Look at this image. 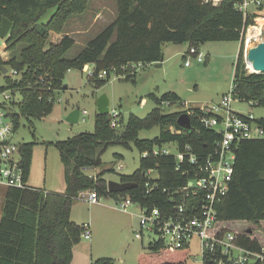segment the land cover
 <instances>
[{"label": "trees", "instance_id": "16d2710c", "mask_svg": "<svg viewBox=\"0 0 264 264\" xmlns=\"http://www.w3.org/2000/svg\"><path fill=\"white\" fill-rule=\"evenodd\" d=\"M87 4L88 0H0V23L3 17L14 23L5 40L6 51L12 53L8 59L0 54V66H10L22 74L19 78L9 75L6 85L0 87V91L21 94L17 104L19 115L15 113L16 131L20 117L42 118L52 112L55 101L50 94L65 88V74L72 67L82 69L86 63H93L97 71L106 70V77L95 76V87L106 84L111 74L124 80L136 79L137 74L131 72L130 65L162 61L166 43L199 46L206 41H237L241 40L246 24L242 13L234 7V0H117L116 18L88 41L76 57L67 59L66 54L76 41L71 35L60 33L68 18L82 13ZM53 10L45 22L44 16ZM54 34L56 40H53ZM235 66L238 97L264 106V72H249L243 60V48ZM170 99L178 101L180 97L175 92L161 98L155 96L157 106L146 117L131 114L124 123L121 116L116 128L111 125L110 113H98L94 132L48 142L58 148L65 165V191L39 187L7 189L0 218V264H70L73 247L83 231L82 225L72 221L71 212L82 192L132 196L151 207L170 203L162 189L182 179L175 171L172 154L142 157L135 174L121 176L122 182H136L134 187L122 192L108 190L104 172L95 176L87 172L103 164L102 154L113 143L128 146L133 141L141 153L170 142L180 148L190 144L199 156L212 151L219 133L204 127L196 114L191 116L192 130L181 128L177 120L183 111L161 110V100ZM259 120L264 125V118ZM154 126H160L158 136L139 138L141 129ZM33 149L34 142L21 146L26 178L30 175ZM236 152L231 188L219 204L218 214L225 220L258 223L264 220V140L243 141ZM150 168H158L161 176L159 188L151 193L147 192L144 176ZM251 234L240 233L238 241L251 250L261 251L263 246ZM149 247L152 251L141 255L139 264H183L188 253V248L174 249L162 241L151 242ZM91 264H113V260L100 258Z\"/></svg>", "mask_w": 264, "mask_h": 264}, {"label": "rangeland", "instance_id": "374dc122", "mask_svg": "<svg viewBox=\"0 0 264 264\" xmlns=\"http://www.w3.org/2000/svg\"><path fill=\"white\" fill-rule=\"evenodd\" d=\"M53 12L54 10L50 11L43 20L48 21ZM116 16L117 0H88L86 9L70 16L60 33L69 34L76 41L74 47L67 52L66 58L76 57L88 41L101 33ZM55 36L54 34L53 40H56ZM7 38H0V50L3 49V44H6ZM260 41L255 40L250 47H243V60L249 72L253 70L249 67L247 53ZM6 46L0 53L4 59H8L12 53L6 51ZM193 46L198 47L205 55L202 61L190 54L189 50ZM193 46L189 43H166L160 66L147 63L133 69L131 72H136V79L124 80L111 74V79L100 87L93 86L96 77L90 78L81 68L72 67L68 70L64 83L67 88L49 93L55 101L52 112L42 118L20 117V127L13 137L17 143L34 142L28 177L30 185L46 190L65 191V165L58 148L48 142L66 140L82 132H94L98 114L97 99L102 94H107L110 110L121 113L124 123L131 114L146 117L157 106L155 96L161 98L169 92L177 93L180 100H161V110L165 113L220 101L224 94L232 90L235 65L242 42L206 41L199 46ZM188 56L190 65L185 64ZM91 67L97 70L96 64L92 63ZM8 68L7 74L0 71V87L5 86L7 77L12 75L11 67ZM21 75L20 72L15 78ZM9 91L12 92L13 100H9L5 106L16 122L15 113H19L17 104L21 100V94ZM126 104H130L129 111L123 109ZM75 108L81 112L86 110L88 113L82 114L78 122L71 123L67 121V116ZM233 108L264 118V106L253 105L247 101H234ZM159 134L160 126H154L151 129H141L139 138H155ZM141 158L142 153L135 142L130 141L128 146L113 143L102 154L103 164L88 169L87 172L94 176L104 172L107 181H121L122 175H133L138 171ZM120 165L123 167H119ZM7 189L8 187H0V218ZM123 198L122 195L100 196L99 201L94 203L79 196L74 201L72 221L79 225L89 223L92 235L89 239L80 237V241L73 247V259L70 264H91L100 258H111L113 264H139L140 256L152 251L149 242L151 237L155 238L154 235L150 236L145 230L144 240L135 237V230L140 226V208L131 206L126 212L119 209L117 202ZM235 226L242 232L252 229V237L264 246V220L258 223L237 220ZM202 255L200 245L194 240L183 264H204Z\"/></svg>", "mask_w": 264, "mask_h": 264}, {"label": "built area", "instance_id": "2783aa9c", "mask_svg": "<svg viewBox=\"0 0 264 264\" xmlns=\"http://www.w3.org/2000/svg\"><path fill=\"white\" fill-rule=\"evenodd\" d=\"M234 7L244 17L246 24L242 30L241 42L242 48H248L253 41L263 39L264 0H234ZM248 20L251 21L248 23ZM189 52L200 61L205 58L198 47H191ZM185 64H191L190 56ZM130 66L135 69L142 64L132 63ZM11 71L12 76L18 74L17 70ZM82 72L87 73L90 78L107 76L106 70L97 71L91 67V63H86ZM12 96L9 90L0 91V187L31 188L34 186L26 178L21 151L23 143L13 140L16 122L5 106ZM234 101L242 100L236 94L233 83L232 90L224 94L220 101L182 110L190 117L196 114L204 127L219 133L214 149L208 154L199 156L190 144L180 148L174 142L142 151L144 158L172 154L175 158V171L182 179L174 180L170 186L162 189L171 200L164 207H151L132 196L117 202L119 209L125 212L131 206L140 208V226L135 230L137 239L144 240V231L147 230L150 236L155 237H151L149 243L162 241L174 249H189L196 240L202 250L204 264H264V246L261 251H255L242 245L238 237L243 232L235 226L237 220H225L218 214V206L231 188L238 147L246 140H264V125L260 118L253 113L235 110ZM87 113L84 110L80 117ZM109 113L111 125L118 127L121 113L116 110H110ZM144 176L147 192L151 193L159 188L158 180L161 176L158 168L146 170ZM79 196L94 203L100 197L97 191L91 190L82 192ZM82 229V236L89 239L92 235L90 224H82Z\"/></svg>", "mask_w": 264, "mask_h": 264}, {"label": "water", "instance_id": "95a60500", "mask_svg": "<svg viewBox=\"0 0 264 264\" xmlns=\"http://www.w3.org/2000/svg\"><path fill=\"white\" fill-rule=\"evenodd\" d=\"M13 21H11L7 17H3L0 23V38H7L11 32L13 27ZM247 61L249 67L253 70L252 72H264V36L263 39L258 42L257 45L251 47L247 53ZM161 61L156 63V66H160ZM1 72L3 74H7L9 72V68L6 65L0 66ZM67 88V85H64ZM97 107L98 113L107 114L110 112V99L107 94H102L97 99ZM124 111L130 110V104H126L123 107ZM81 111L78 108L72 109V111L67 116V121L71 123H76L80 119ZM178 125L185 129L191 130L193 127L192 119L187 112H183L178 117ZM136 185V182H122V181H108V190L110 192H122L126 191ZM248 233L252 232V229L247 231Z\"/></svg>", "mask_w": 264, "mask_h": 264}, {"label": "crops", "instance_id": "0c3cea01", "mask_svg": "<svg viewBox=\"0 0 264 264\" xmlns=\"http://www.w3.org/2000/svg\"><path fill=\"white\" fill-rule=\"evenodd\" d=\"M5 45H6V44L4 43V44H3V49L5 48ZM3 49H2V50H3ZM2 50H0V53H2ZM36 187H39V186H36ZM39 188H40V187H39Z\"/></svg>", "mask_w": 264, "mask_h": 264}]
</instances>
